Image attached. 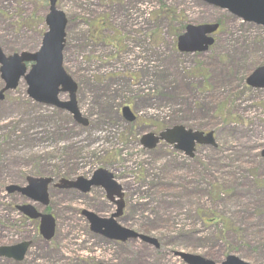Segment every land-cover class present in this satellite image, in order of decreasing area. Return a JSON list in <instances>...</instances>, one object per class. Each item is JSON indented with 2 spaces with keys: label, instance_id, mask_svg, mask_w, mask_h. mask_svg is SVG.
Returning a JSON list of instances; mask_svg holds the SVG:
<instances>
[{
  "label": "rangeland",
  "instance_id": "rangeland-1",
  "mask_svg": "<svg viewBox=\"0 0 264 264\" xmlns=\"http://www.w3.org/2000/svg\"><path fill=\"white\" fill-rule=\"evenodd\" d=\"M49 6V0H0L7 55L40 48ZM57 6L68 19L63 66L78 84V107L89 123L32 100L25 79L5 92L0 246L32 239L23 264H187L179 251L215 263L232 254L264 264V249L236 236L242 228L250 235L264 230V88L247 82L264 66V27L202 0H58ZM206 23L220 24L214 44L181 52L185 27ZM4 84L0 73V90ZM124 106L133 120L122 115ZM175 124L213 131L217 147L198 146L190 158L164 142L154 149L141 144L144 135ZM99 168L124 188L130 218L120 224L157 238L160 249H119L90 230L81 210L108 216L116 209L103 188L76 201L51 193L54 209H62L53 242L39 241L37 225L10 211L22 201L8 196L10 184L29 176L76 182ZM241 211L242 224L235 220ZM0 264L15 263L0 256Z\"/></svg>",
  "mask_w": 264,
  "mask_h": 264
},
{
  "label": "water",
  "instance_id": "water-1",
  "mask_svg": "<svg viewBox=\"0 0 264 264\" xmlns=\"http://www.w3.org/2000/svg\"><path fill=\"white\" fill-rule=\"evenodd\" d=\"M203 1L209 5L227 10L246 22H253L264 27V0ZM45 22L48 30L44 34L42 44L36 52L24 51L7 55L0 47V73L1 78L5 82V86L0 90V100L3 99L5 92L16 89L23 78L28 85L27 94L31 99L41 104L67 110L73 115L75 121L87 126L89 121L82 116L76 98L78 85L63 66V50L66 42L68 20L65 13L57 7V0H50L49 12L45 17ZM218 28V23L188 25L185 32L178 38L179 50L182 52L207 51L209 46L214 43V38L211 35ZM27 63H31L30 69L27 68ZM257 79L260 80V83ZM247 82L253 87L264 88V66L257 68ZM62 93H69V100H60L59 95ZM122 113L130 120L135 117L128 106L122 109ZM160 141L174 144L175 149L184 152L189 157L194 156L197 144L216 146L213 131L205 133L187 129L182 125L166 128L158 136L153 133L144 135L141 143L145 148L152 149ZM262 156L264 157V149ZM50 181L51 179L49 178L28 177L27 186L9 185L6 190L8 192L21 191L31 200H39L47 204L49 200L47 186ZM65 182L77 183V187L83 192H88L93 186H101L105 188L109 198L119 197L117 202L118 211L109 218L85 211L90 222V229L93 232L101 233L110 239L122 242L129 238L139 237L155 247H159V242L156 238L125 228L115 220L121 214L124 201L122 186L114 179V175L111 172L101 168L93 174L90 180L79 178L77 182L68 180ZM71 186L69 184L67 187ZM20 209L31 218L42 216L41 234L46 240L53 237L55 220L52 215L38 213L31 204L23 205ZM28 246V242L11 247L1 246L0 256L22 260ZM175 255L180 256L187 264H250L232 254L228 255L221 263H215L210 259L191 253L175 252Z\"/></svg>",
  "mask_w": 264,
  "mask_h": 264
},
{
  "label": "flooded vegetation",
  "instance_id": "flooded-vegetation-1",
  "mask_svg": "<svg viewBox=\"0 0 264 264\" xmlns=\"http://www.w3.org/2000/svg\"><path fill=\"white\" fill-rule=\"evenodd\" d=\"M54 181L49 185V190H48V193H49V197H51V193L52 192H57V195L58 197H64L66 199H69L70 201H76L78 200V198H82V199H87V197L90 195L91 190H93L94 188H100V187H91V189L88 191V192H83L81 191L80 189H78V185L76 184H73L72 187H69V188H65L63 187L62 185H60V183L58 182V180L56 178H53ZM26 183V181H24L23 183L21 184H17V185H24ZM8 196H18L20 198H22V201L19 202L18 205H11L10 206V211L12 212L13 210H18L19 213L29 222H34L36 225H37V234H36V238L39 240V241H49V242H53L56 235H57V222L59 221L60 219V216H58L57 212H62V209H60V206L57 205V207L54 209L53 207V204L51 202V198L49 200V203L47 205H43L42 203L40 202H36L34 205L35 207L37 208L38 211L42 212V213H46V214H52L55 218V221H56V227H55V234L53 236V238L51 240H46L44 239L41 235H40V232H39V225H40V219H36V220H31L29 218H27L21 211L20 209H18V206L20 205H23L27 202H29V200L26 198L25 195H23L22 193H20L19 191H15V192H12V193H7ZM78 194V195H77ZM106 198L116 207L115 211L112 212L110 215H112L113 213H115L118 209V204L117 202L119 201V199L117 197H114V198H109L108 195L106 194ZM125 203H124V208L123 210L121 211V214L120 216L117 218V221L119 222L120 219H122L123 217H129L127 216V213H128V207L126 205V200H125V192H124V197H123ZM86 210H89V211H92L90 209H83L81 210L80 214L86 218V220H88V216L86 214ZM72 212V211H71ZM94 212V211H93ZM96 213V212H95ZM130 218V217H129ZM120 223V222H119ZM20 232V230H19ZM99 237L102 239V240H106V241H110L112 243L115 244V246L119 249H121L122 247H126L129 246L131 249L133 247L136 246V244H142L144 246H147V247H151L150 244L146 243V242H142L141 240L137 239V238H131V239H128L126 240L125 242H119V241H113V240H110L108 238H106L103 234H99ZM25 241H28L30 243L29 247L32 246V239H21L19 240L18 242H15V243H11V244H6V246H12V245H16L18 243H21V242H25ZM56 241V240H55ZM27 255V253H26ZM25 255V257H26ZM25 257L23 258V260H15V259H12V258H8V257H3L4 260L7 261V263H10V262H13L15 264H23V262H25ZM105 264V263H103ZM122 264V263H120Z\"/></svg>",
  "mask_w": 264,
  "mask_h": 264
},
{
  "label": "trees",
  "instance_id": "trees-1",
  "mask_svg": "<svg viewBox=\"0 0 264 264\" xmlns=\"http://www.w3.org/2000/svg\"><path fill=\"white\" fill-rule=\"evenodd\" d=\"M204 171L205 170L203 169V172L199 173V176H201L204 173ZM218 187L219 186L215 187V191L218 194V196H220V194L223 192V190H221L220 187L219 188ZM221 188H222V186H221ZM228 189L230 191L231 187L228 186ZM262 209H263V207H262ZM259 210H261L260 207H259ZM230 219L231 220L232 219L234 220V218H230ZM240 219L241 220H245L244 212L243 211H241L240 213H238L237 216L235 217V220L238 221V222H240L242 224V222H241ZM218 221H220L222 224H224L223 223V220L220 217H219V220ZM231 223H232V221H231ZM240 223H238V224H240ZM259 225L264 227V213L262 215H260V217H259ZM236 236L238 238H242V239H245V240L250 241L252 244H254L259 249H262V248L264 249V230L258 232L256 235H250L244 228H242V229H238L236 231Z\"/></svg>",
  "mask_w": 264,
  "mask_h": 264
}]
</instances>
